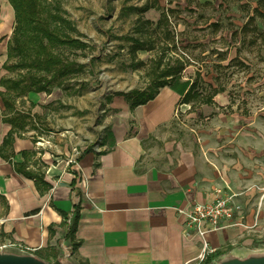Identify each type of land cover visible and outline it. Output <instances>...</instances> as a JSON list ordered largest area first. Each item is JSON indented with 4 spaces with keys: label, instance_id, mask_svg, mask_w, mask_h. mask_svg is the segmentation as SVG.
<instances>
[{
    "label": "crops",
    "instance_id": "crops-1",
    "mask_svg": "<svg viewBox=\"0 0 264 264\" xmlns=\"http://www.w3.org/2000/svg\"><path fill=\"white\" fill-rule=\"evenodd\" d=\"M13 23L11 5L0 0V70ZM36 93L52 92H29ZM180 97L164 85L154 98L133 109L125 99L112 98V107L120 108L118 122L102 137L101 149H79L72 137L61 141L51 131L56 135L45 138L36 122L35 104L22 108L36 115L34 122L14 135L11 161L0 156L3 248L10 247L13 255L27 252L49 264L55 259L59 264H199L204 259L198 258L201 239L185 229L178 210L211 201L225 174L215 150L184 141L170 130L179 112L196 108L180 102ZM2 111L0 107V143L11 127L1 120ZM73 149L79 152L77 161L88 180L87 196L74 164H66ZM23 151L31 154L28 167L43 171L47 190L40 191L33 178L14 169L13 163L24 160ZM74 205L79 206V244L71 251L65 235ZM61 212L69 217L64 220ZM231 221L207 233L211 250L204 257L233 241L237 230ZM39 249L42 258L33 253Z\"/></svg>",
    "mask_w": 264,
    "mask_h": 264
},
{
    "label": "rangeland",
    "instance_id": "rangeland-1",
    "mask_svg": "<svg viewBox=\"0 0 264 264\" xmlns=\"http://www.w3.org/2000/svg\"><path fill=\"white\" fill-rule=\"evenodd\" d=\"M145 4L152 7L134 10ZM62 8L87 47L61 52L83 64V70L54 86L50 96L28 93L17 106L35 104L45 138L57 134L61 141L72 137L79 149H101L102 137L118 122L120 108L112 107V98L125 99L114 93L148 83L145 67L130 63H148L167 42L174 48L165 51L164 60L179 56L187 63L182 79L195 80L199 91L222 89L213 104L179 112L170 126L184 141L218 153L225 174L220 190L234 193L239 206L231 221L237 234L212 264L264 256V0H62ZM161 12L167 22L155 28ZM138 19L149 20L156 48L133 55L129 39L137 36L133 26ZM0 73L16 76L3 68ZM2 241L0 254L13 255Z\"/></svg>",
    "mask_w": 264,
    "mask_h": 264
},
{
    "label": "trees",
    "instance_id": "trees-1",
    "mask_svg": "<svg viewBox=\"0 0 264 264\" xmlns=\"http://www.w3.org/2000/svg\"><path fill=\"white\" fill-rule=\"evenodd\" d=\"M14 12V23L11 35L7 41L6 59L2 67L9 72H16V76H2L0 78V101L3 106L1 120L10 124V129L0 143V156L11 161L13 156L14 135H19L26 126L34 122L29 110L17 106L29 92L50 93L54 86H62L72 76L83 70V64L77 63L62 54L63 48L71 50L85 49L87 43L77 34L75 25L62 8V0H8ZM152 5L145 4L134 7V10L145 11ZM166 13L161 15L155 28L165 27ZM148 19H138L133 26L137 36L130 37L131 54L139 49L152 50L155 46V36L150 33ZM166 37V36H164ZM164 39H167L164 38ZM161 43V42H160ZM165 44V45H164ZM167 42L160 44L157 57L149 62L136 60L130 63L131 68L145 67L147 85L143 88H133L128 91H118L133 109L139 104L146 103L154 98L158 89L168 85L181 94L180 102L190 103L191 108L201 104H212L215 94L221 87H209V91H199L196 81L182 79V71L187 65L179 56H171L164 60L165 51L169 50ZM159 54V55H158ZM111 95L107 99H111ZM31 105V103H30ZM30 152L23 151L24 160L13 163L17 172L33 178L40 191L47 190L49 183L44 181L41 169L28 167L27 156ZM28 154V155H27ZM64 220L68 213L61 212ZM79 206L74 205L73 216L67 226L66 238L71 243V251L79 244L75 238V229L78 222ZM226 249H219L206 255L199 264H212V261L225 253ZM35 255L42 258L41 250H35Z\"/></svg>",
    "mask_w": 264,
    "mask_h": 264
},
{
    "label": "built area",
    "instance_id": "built-area-1",
    "mask_svg": "<svg viewBox=\"0 0 264 264\" xmlns=\"http://www.w3.org/2000/svg\"><path fill=\"white\" fill-rule=\"evenodd\" d=\"M78 153L76 149H73V154L68 156L66 164H74L79 181L83 184V194L87 196L88 180L77 161ZM234 197V193L222 192V190L217 189L211 201L193 203L188 209L178 210L179 213L184 215L185 229L194 230L195 234L201 239V253L198 256L200 260L204 258L206 251L211 250L206 240L207 233L217 229L222 221H231L235 217L239 206L234 203Z\"/></svg>",
    "mask_w": 264,
    "mask_h": 264
},
{
    "label": "water",
    "instance_id": "water-1",
    "mask_svg": "<svg viewBox=\"0 0 264 264\" xmlns=\"http://www.w3.org/2000/svg\"><path fill=\"white\" fill-rule=\"evenodd\" d=\"M0 264H45L33 256L0 254ZM224 264H264V256L258 258L234 259Z\"/></svg>",
    "mask_w": 264,
    "mask_h": 264
}]
</instances>
